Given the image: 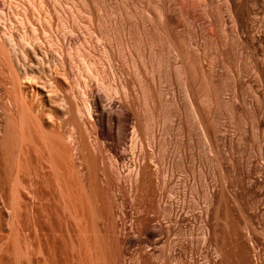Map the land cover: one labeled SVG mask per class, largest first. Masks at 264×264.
<instances>
[{
	"label": "rangeland",
	"instance_id": "rangeland-1",
	"mask_svg": "<svg viewBox=\"0 0 264 264\" xmlns=\"http://www.w3.org/2000/svg\"><path fill=\"white\" fill-rule=\"evenodd\" d=\"M4 31L65 58L34 73L71 111L54 131L5 92ZM6 95L32 130L11 126L0 264H264V0H0Z\"/></svg>",
	"mask_w": 264,
	"mask_h": 264
},
{
	"label": "bare ground",
	"instance_id": "bare-ground-1",
	"mask_svg": "<svg viewBox=\"0 0 264 264\" xmlns=\"http://www.w3.org/2000/svg\"><path fill=\"white\" fill-rule=\"evenodd\" d=\"M44 33L47 35V37H50V33L47 31ZM3 36L7 46L9 47V51L13 55V61L15 63V72L11 76L12 86L11 88H6L5 92L8 93L10 89V93H12V91L17 87V81L21 79L19 83L21 99L27 100L33 110V113L40 117L42 123L40 127L41 130L54 131L56 127L55 114L61 112L70 114L71 111L65 99H56V92H58V82H51L47 87H39L36 84V79H34V73L40 67L41 60L48 59V55L52 54L53 59L63 66V74H65V58L54 52L47 43H44V41H39L38 37L34 36L32 42L24 39L23 45L21 48H18L8 32L4 31ZM108 105L110 111L117 112L116 103L112 98H109ZM94 106L96 109H99L102 112V116L99 118V120H103L104 122L107 110L102 108V102L98 95H95ZM20 113L21 109L15 98L11 95H6V100L3 102V105L0 103V179L3 182L6 179L7 168L9 167L7 155L10 150V146L13 144L14 137L17 136L13 132L11 126L17 125L16 121L18 115V119L20 121L18 123L20 137H26L28 135L27 133H30L32 130L31 125H29V123L24 118L23 113ZM66 139L70 144H75V137H73L70 131L66 133ZM31 141L33 142V148H35L37 153L40 144L38 141H34L33 137L31 138ZM29 146L30 145H27L26 152L30 155L31 150ZM40 173L45 176L48 174V171L46 166H44L40 159H38L33 180L38 181ZM0 215L2 223L8 224L9 212L5 207L2 189H0Z\"/></svg>",
	"mask_w": 264,
	"mask_h": 264
}]
</instances>
